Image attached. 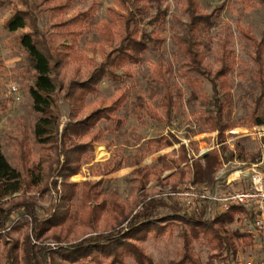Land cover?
<instances>
[{"label":"rangeland","instance_id":"rangeland-1","mask_svg":"<svg viewBox=\"0 0 264 264\" xmlns=\"http://www.w3.org/2000/svg\"><path fill=\"white\" fill-rule=\"evenodd\" d=\"M197 2L203 13L214 12L215 8L224 5L210 32L214 41L205 54L204 64L211 70L218 67L221 43L227 40L226 49L232 53L233 60L228 75L230 119L238 126L220 135H208L211 132L207 131L204 116L212 111L211 85L203 77L190 76L189 79L180 65L181 55L175 40L176 33L182 30L187 20L182 15L183 0H161V8L166 13L164 23L157 31L164 38L160 50L149 53L142 63L130 65V77L121 68H115L114 72L120 76L118 79L103 78L95 93L76 103V119H82L96 108L110 106L121 98L118 110L112 113V120L101 121L97 127L100 132L91 131L81 140L92 145L88 146L86 159L79 171L64 177L61 175L63 155L57 158L54 145L41 147L33 138V125L38 114L32 110L28 88L34 83V72L18 42L19 36L31 28L27 26L10 32L5 28V22L16 10H27L33 14L37 29L50 38L60 51L63 65L57 80L65 87L72 80H84L108 53L119 46L124 32L120 15L125 9L119 0H0L1 151L8 162L23 174L25 183L16 197H33L38 205L37 216L40 220L51 217L55 212L67 213L65 219L44 233L42 240L45 246L54 249L60 243H74L90 234L126 227V219L140 209L144 198L171 197L181 203L176 199L178 197L169 193L192 184V167L190 163L183 162L184 155L188 161V156H198L201 149L206 152V149L217 150L225 146L228 150V145L235 144L236 147L237 141L243 140L245 151L258 159L263 144L260 139L248 136L251 131L247 129L264 127L249 124L260 88L257 66L253 61V45L242 31L257 41L262 38L264 0ZM82 12L87 13L83 18L80 17ZM142 27L146 31L152 29L151 25L145 23ZM159 59L173 64L167 84L174 91L172 98L177 100V105L170 116L160 105L163 90L151 80L152 70ZM64 93V90H60L57 94L62 114L59 131L71 112ZM261 103L264 109V97ZM170 134L178 140L176 143L157 152H148L152 147L147 140ZM24 138H27L31 150L27 161L20 160L19 142ZM220 139L228 142L217 148L215 145ZM181 145L185 152L179 149ZM244 161L250 162L249 158ZM117 165L120 168L114 171ZM28 168L43 175L42 182L32 186L27 175ZM65 183H77L78 186L66 187ZM70 194L71 198L66 199ZM9 200L5 199L3 204ZM170 213L167 209H160L158 217L164 218ZM159 226H162L159 231L153 227L147 238L138 242L140 248L152 260V264H182L183 241L185 234H189L188 226L178 219L170 223L160 222ZM249 226V221L240 214H235L234 221L227 225L234 236L236 249L235 255L229 259H225V253L214 257L216 250L208 237L190 238L188 252L193 262L185 264H264L260 242L248 234ZM28 231V222L21 218L7 236L0 238V264H7L9 239L19 245L16 264H25L21 242ZM242 234L246 238H242ZM34 242L38 244V241ZM112 257L93 251L87 256L72 259L56 255L54 262L110 264ZM114 264L136 262L130 255H124L122 263Z\"/></svg>","mask_w":264,"mask_h":264},{"label":"trees","instance_id":"trees-1","mask_svg":"<svg viewBox=\"0 0 264 264\" xmlns=\"http://www.w3.org/2000/svg\"><path fill=\"white\" fill-rule=\"evenodd\" d=\"M125 9L120 16L123 20L124 32L118 47L108 53L104 59L88 74L84 80H72L64 87L57 80V75L63 65L60 51L55 47L50 38L40 32L36 27V18L27 10H16L5 22V28L15 32L27 26L29 32L21 34L18 38L20 46L24 49L31 69L34 72V83L29 86L28 92L32 101L31 107L38 117L33 125V138L41 147L55 146L58 155L64 157L61 165V175L69 177L76 174L83 161L86 159V150L91 143H83L81 140L89 135L91 131L100 132L97 128L101 121H110L112 113L118 110L121 98L115 100L112 105L96 108L82 119H76L75 105L82 102L89 94L97 91V86L103 78L115 81L120 77L114 72L115 68H121L125 75L131 76L128 67L137 65L144 61L146 56L154 51L160 50L164 38L157 31L164 23L166 11L161 8V0H119ZM182 15L186 16L182 30L176 33V43L181 55V67L190 76L203 77L211 85L212 111L204 116L207 131H219L222 134L238 126L230 119L231 92L228 86V75L233 67L231 52L227 51V40L221 43V56L218 58V67L211 70L204 64L205 54L211 49L213 37L210 32L219 17L224 5L215 8L214 12L203 13L200 11L197 0H183ZM153 11V12H151ZM87 15L82 12L80 17ZM148 17V18H145ZM152 26L146 31L142 24ZM253 45V61L257 66L259 80V95L254 104V110L250 116L249 124L264 125V109L261 100L264 97V33L257 41L247 33L243 32ZM173 71V64L165 63L159 59L156 61L151 73V80L157 87L163 90L160 97V105L167 116H170L177 100H173L174 91L167 84V76ZM64 90V97L68 99L71 112L68 121L59 131L61 111L59 109L57 94ZM176 93V92H175ZM179 93V92H178ZM27 138L19 142L21 148L20 160L27 161L31 150L27 144ZM178 140L174 135L160 136L147 140L152 148L148 152H157L162 148L171 146ZM243 140L237 141L236 152L232 153L222 146L219 151L212 150L204 154L192 164V182H212L214 174L221 168L222 164L236 157L240 161L247 158L251 162L256 161V155L245 151ZM264 146V137L261 139ZM179 149L185 152L184 146ZM259 156V154H258ZM187 161L185 155L183 162ZM56 162L59 164V160ZM120 168L116 166L114 171ZM28 178L32 186L38 185L43 180V175L28 168ZM22 172L12 166L0 147V238L7 236L9 230L14 228L21 218L26 219L29 231L24 235L21 242L23 260L25 264H55V256L67 257L69 259L79 256H87L93 251H100L105 256L112 255L110 264L122 263L124 255H130L136 264H152V260L143 252L138 242L147 238V234L154 228L159 231L162 226L160 222H168L173 219L183 221L188 226V233L184 236V254L181 258L182 264L193 262L190 255V238L196 239L200 236L208 237L213 241V248L217 255L225 253V259L235 255L234 236L230 233L227 225L234 221L235 214L245 213L242 208L230 209L228 212L213 218H205V206L198 205L194 210H189L184 204L177 202L174 198H144L140 209L128 220L127 226L114 229L107 233L90 234L80 241L74 243L58 244L51 249L44 245L42 237L50 228L65 219L66 212H55L51 217L40 220L37 216L38 205L31 196L16 197L24 185ZM78 186L77 183L64 184V186ZM68 195L66 199H70ZM15 196L16 198H11ZM10 198L6 204L3 201ZM160 209H167L170 215L159 218ZM18 211V212H15ZM122 225V224H120ZM157 225V226H156ZM242 238H246L244 234ZM6 241V239H5ZM6 263L16 264L18 243L9 239ZM34 241H38V244ZM8 244V242H6Z\"/></svg>","mask_w":264,"mask_h":264},{"label":"built area","instance_id":"built-area-1","mask_svg":"<svg viewBox=\"0 0 264 264\" xmlns=\"http://www.w3.org/2000/svg\"><path fill=\"white\" fill-rule=\"evenodd\" d=\"M264 128V127H263ZM261 126L247 129L248 136L260 139L264 135ZM216 131L214 135H220ZM225 144L221 139L216 147ZM256 161L240 162L235 157L234 164H225L215 175L210 185L188 184L181 189L170 192L175 195L189 210L198 205L205 206V218L220 216L230 209L243 208L251 217L248 234L260 242L259 247L264 255V171L260 165L264 161V146ZM201 149L199 155L204 153Z\"/></svg>","mask_w":264,"mask_h":264},{"label":"crops","instance_id":"crops-1","mask_svg":"<svg viewBox=\"0 0 264 264\" xmlns=\"http://www.w3.org/2000/svg\"><path fill=\"white\" fill-rule=\"evenodd\" d=\"M214 132H216V131H214ZM214 132L212 131L211 133H208V135H211V136H215L214 135ZM223 141V140H222ZM260 141V140H259ZM225 142V144H226V142H228V141H224ZM220 146V145H219ZM218 146V147H219ZM217 147V148H218ZM228 147V150L230 151V152H232V153H235L236 152V147H235V144L234 145H228L227 146ZM211 148V147H210ZM207 151L206 152H204V153H202L201 155H199V153H198V156L197 155H194L193 156V158L191 157V156H188V161L186 162L185 161V163L186 164H188V163H190V166L192 167V164H193V161L194 160H197V159H200L204 154H206V153H208L209 151H212L211 149L209 150V149H206ZM217 151H219V149H217ZM238 160V159H237ZM240 161V160H239ZM234 164L235 163V157L232 159V160H230V161H228V162H225V163H223L222 164V166H221V168L225 165V164ZM220 168V169H221ZM260 168L264 171V161H263V163L260 165ZM218 172V171H217ZM216 172V173H217ZM216 173L214 174V178H215V175H216ZM192 184H195V185H210V184H212V183H214V179H213V181L212 182H202V183H194V182H191ZM236 209V208H235ZM243 209V208H242ZM244 211L248 214V212L244 209ZM240 215H243V216H245L246 217V219H247V221H251V217H250V215L248 214V217L246 216V214L245 213H241Z\"/></svg>","mask_w":264,"mask_h":264}]
</instances>
